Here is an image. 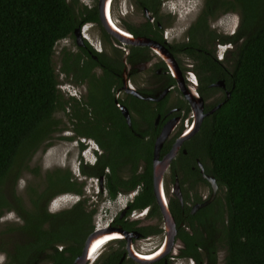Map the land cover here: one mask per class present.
Returning <instances> with one entry per match:
<instances>
[{
	"label": "flooded vegetation",
	"instance_id": "af4514ba",
	"mask_svg": "<svg viewBox=\"0 0 264 264\" xmlns=\"http://www.w3.org/2000/svg\"><path fill=\"white\" fill-rule=\"evenodd\" d=\"M79 1L72 2L75 27L57 49L61 82L53 64L61 117L39 148L44 153L59 133L76 155L42 174L34 169L41 181L27 189L30 207L16 192L9 207L2 194L0 217L12 213L19 225L0 234V264H53L49 259L61 252L70 264H223L221 224L213 219L220 200L226 221L223 189L207 172L208 158L197 154L195 135L228 94L218 66L226 69L240 40L232 38L237 17L227 28L223 14H236L210 13L208 0L195 7L192 0ZM194 98L203 117L187 134Z\"/></svg>",
	"mask_w": 264,
	"mask_h": 264
},
{
	"label": "trees",
	"instance_id": "16d2710c",
	"mask_svg": "<svg viewBox=\"0 0 264 264\" xmlns=\"http://www.w3.org/2000/svg\"><path fill=\"white\" fill-rule=\"evenodd\" d=\"M70 1L0 0V202L5 184L12 192L19 170L49 144L45 140L57 122L61 104L53 58L56 44L76 24L72 2L77 0ZM207 2L210 13L238 14L232 38L240 41L226 69L218 66L228 94L202 121L197 154L208 158L207 172L223 189L226 221L220 200L213 212L222 229L223 264H264V0ZM91 11L86 15L94 19ZM145 200L141 196L139 203ZM202 216L195 214L197 221ZM62 234L74 238L70 227ZM216 246L207 247L210 261ZM52 257L53 264H70L62 252Z\"/></svg>",
	"mask_w": 264,
	"mask_h": 264
},
{
	"label": "rangeland",
	"instance_id": "374dc122",
	"mask_svg": "<svg viewBox=\"0 0 264 264\" xmlns=\"http://www.w3.org/2000/svg\"><path fill=\"white\" fill-rule=\"evenodd\" d=\"M193 3H191V5L193 7H195L197 4H199L200 0H192ZM80 4L83 5H91V1L90 0H80L79 1ZM198 11V10H197ZM234 14H236L234 12ZM194 15V14H193ZM191 15V16H193ZM224 18H223V24L227 25V28L231 27L234 22L236 21V17H238V14H236V16L231 15V13H226L225 15L223 14ZM191 17H189L190 19ZM185 19H188V17H185ZM59 42L56 44L55 46V50L59 49ZM57 54L54 55L53 58V64H54V69L55 72H57V81L61 82V74L57 71ZM55 115L60 118L61 117V112H55ZM59 133H53L52 137H51V145L49 147H47L45 149V152H41V149H39L38 151H36V155L33 157H31V160L26 163V167L23 168L21 170V174L18 177L16 183L14 184V192H11V185L10 184H5V186L3 187L2 190V194L5 197L9 207H12L14 205V196L16 197V193H18L21 197V205L24 207H30L29 206V196L27 193V189L28 187H31V183L32 181L37 182L38 183V178L37 176L39 175H35V172L32 171V166H34L35 162H38L40 165L39 166V170H38V166L33 167V169H36V172L38 171L37 174H42L44 170L55 166V167H59V165H65L68 164V162L73 159L74 160V156L76 155V149L73 148L72 146L68 145V144H64L61 140V138H57V136H59ZM38 160V161H37ZM73 160H71L73 162ZM71 162V163H72ZM41 181V179H40ZM12 225H19L16 217H14V214L12 213H8V214H4L3 216L0 217V234L2 233V231H4L5 229H7L8 227H12ZM9 234H5V237H8ZM1 239V237H0ZM8 240L11 241L10 236L8 237ZM2 254L0 253V262H1V258H2ZM223 256V253L220 252L219 258H221Z\"/></svg>",
	"mask_w": 264,
	"mask_h": 264
},
{
	"label": "water",
	"instance_id": "95a60500",
	"mask_svg": "<svg viewBox=\"0 0 264 264\" xmlns=\"http://www.w3.org/2000/svg\"><path fill=\"white\" fill-rule=\"evenodd\" d=\"M101 20H103V18H101ZM174 69H175V73H176V75L179 74V73H178V70H177V68H176V66H174ZM197 101H198V104H199L198 109L196 108L198 104L195 105L196 99L194 98V100L191 101V103H192V105H193V110H194V121H193V123H192V128H191V130L188 131L187 134H192V133H194L195 130H197V128H198V126H199V124H200V122H201V119H202V117H203L202 107H201V99L198 98ZM213 109H214V108H213ZM213 109H212V110H213ZM210 112H212V111H210ZM182 138H183V137H181L180 139H182ZM180 139H179V140H180ZM178 143H179V141L177 142V144H178ZM173 152H174V151L172 150V151L170 152V154H167V155H166V158L172 156ZM210 181H211L212 185H214V180H213V177H212V176L210 177ZM213 189H215L214 186H213ZM158 196H159V195H157V198H158ZM211 197H212V196H211ZM211 197H210V198H211ZM159 202H161V203L163 202L161 196H159ZM166 212H167V210H166ZM167 214L170 215L169 212H168ZM88 240H89V239H88Z\"/></svg>",
	"mask_w": 264,
	"mask_h": 264
},
{
	"label": "bare ground",
	"instance_id": "6f19581e",
	"mask_svg": "<svg viewBox=\"0 0 264 264\" xmlns=\"http://www.w3.org/2000/svg\"><path fill=\"white\" fill-rule=\"evenodd\" d=\"M114 236V235H113ZM112 237V236H111ZM101 238V237H100ZM107 239V238H106ZM102 241V240H101ZM100 240H99V238H97L96 240H94V242L92 241V243L89 245V248H88V256L90 257V255L96 250V247H97V245L101 242ZM87 248H86V250H85V252H87ZM86 254V253H85ZM87 255V254H86ZM148 255V254H147ZM158 255V254H157ZM150 256V255H149ZM84 257L82 256V259H83ZM92 258V257H91ZM150 258V257H149ZM78 264H83V261H79L78 262Z\"/></svg>",
	"mask_w": 264,
	"mask_h": 264
}]
</instances>
